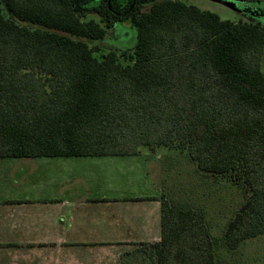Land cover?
Instances as JSON below:
<instances>
[{"label":"trees","instance_id":"16d2710c","mask_svg":"<svg viewBox=\"0 0 264 264\" xmlns=\"http://www.w3.org/2000/svg\"><path fill=\"white\" fill-rule=\"evenodd\" d=\"M123 21L132 49L95 43ZM263 55V22L184 0H0V158L177 150L246 197L215 236L163 193L155 263L224 264L264 236Z\"/></svg>","mask_w":264,"mask_h":264},{"label":"crops","instance_id":"0c3cea01","mask_svg":"<svg viewBox=\"0 0 264 264\" xmlns=\"http://www.w3.org/2000/svg\"><path fill=\"white\" fill-rule=\"evenodd\" d=\"M156 153L0 162V264H156Z\"/></svg>","mask_w":264,"mask_h":264},{"label":"rangeland","instance_id":"374dc122","mask_svg":"<svg viewBox=\"0 0 264 264\" xmlns=\"http://www.w3.org/2000/svg\"><path fill=\"white\" fill-rule=\"evenodd\" d=\"M202 9L218 13L224 19L235 21H261L264 23V0H184ZM90 17L98 18L91 14ZM135 30L130 21H123L116 27L109 29L105 39L95 43L100 44L104 49L120 47L132 49L135 45ZM264 71V55L262 60ZM145 150V148H143ZM145 152V151H144ZM74 158L80 157H7L0 158V162L25 160H52L63 163H74ZM152 167L156 162L164 164V171L157 180L166 178L162 185V192L168 193L178 200H183L192 205H202L207 212V218L213 235L221 236L228 221L235 215L240 205L245 200V192L234 182L224 176L200 174L196 172L197 163L188 159L186 155L177 150L162 146L155 154ZM66 162V163H65ZM39 163H37L38 165ZM66 167V166H64ZM71 171V167L64 168ZM42 168V169H41ZM163 168V167H162ZM62 169V168H61ZM43 167L34 169V174L42 172ZM47 170V169H46ZM47 170L45 174H49ZM68 172V171H67ZM71 171L70 173L72 174ZM70 174V175H71ZM42 175V176H44ZM70 181V180H68ZM73 183V181H72ZM161 194V192H160ZM224 264H264V236H258L243 242L236 250H228L219 244L216 248Z\"/></svg>","mask_w":264,"mask_h":264}]
</instances>
